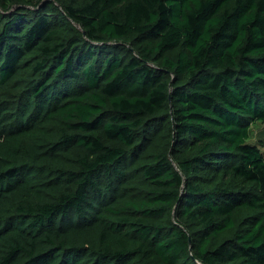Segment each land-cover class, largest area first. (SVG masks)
I'll return each mask as SVG.
<instances>
[{"label":"trees","instance_id":"trees-1","mask_svg":"<svg viewBox=\"0 0 264 264\" xmlns=\"http://www.w3.org/2000/svg\"><path fill=\"white\" fill-rule=\"evenodd\" d=\"M264 0H0V264H264Z\"/></svg>","mask_w":264,"mask_h":264},{"label":"rangeland","instance_id":"rangeland-1","mask_svg":"<svg viewBox=\"0 0 264 264\" xmlns=\"http://www.w3.org/2000/svg\"><path fill=\"white\" fill-rule=\"evenodd\" d=\"M248 141L259 145L264 153V123L256 122L251 125Z\"/></svg>","mask_w":264,"mask_h":264}]
</instances>
